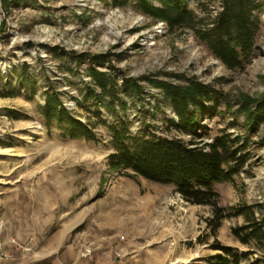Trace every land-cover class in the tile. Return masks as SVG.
<instances>
[{
  "label": "rangeland",
  "instance_id": "1",
  "mask_svg": "<svg viewBox=\"0 0 264 264\" xmlns=\"http://www.w3.org/2000/svg\"><path fill=\"white\" fill-rule=\"evenodd\" d=\"M155 1V0H153ZM254 48L237 69L226 68L188 29L140 13L134 2L114 0H0V264H216L211 244L246 249L231 233L243 216L226 217L212 233L209 205L190 204L172 184L130 177L108 166L117 143L105 125L95 138H72L48 127L42 115L46 92L56 89L82 120L122 119L136 137H192L171 126L176 119L149 75L183 83L196 78L221 91L226 101L203 118L195 141L223 133L245 141L246 163L232 181L213 184L224 209L264 199V121L248 134L236 115V96L264 94V0ZM199 18L212 19L221 0H186ZM117 81L115 110L87 76L91 55ZM124 77L143 86L135 94ZM88 86L97 95L87 96ZM15 87V95L7 96ZM84 102V103H83ZM126 103V107H122ZM85 106H82V105ZM95 105V106H94ZM119 253L120 257L116 254Z\"/></svg>",
  "mask_w": 264,
  "mask_h": 264
},
{
  "label": "trees",
  "instance_id": "2",
  "mask_svg": "<svg viewBox=\"0 0 264 264\" xmlns=\"http://www.w3.org/2000/svg\"><path fill=\"white\" fill-rule=\"evenodd\" d=\"M21 1L2 0V7L8 12L10 4ZM122 1L129 0H114L117 4ZM132 1L140 13L165 22L169 32L192 31L228 69L240 68L244 58L254 48L260 27L256 14L261 7L258 0H221L220 10L209 21L208 18H199L188 8L186 0ZM105 58L106 55L101 54L89 56L92 65L86 73L94 87L99 89L100 97L110 96L106 105L110 110H115L114 95L118 91L116 78L112 73L93 66L104 64ZM142 79L159 89L176 115V119L168 120L169 124L189 134L192 137L190 141L185 142L177 137L132 136L122 119L112 123L104 119L91 123L89 117L82 120L64 105L54 88L46 92L42 115L48 127H57L72 138L94 139L95 125H105L117 143V149L107 156L108 166L113 170H125L122 172L130 177L141 176L149 181L172 184L174 191L188 203L211 206L212 216L207 220V226L212 233H215L223 218L243 216L244 223L233 227L231 233L246 249L215 241L211 244L212 249L218 252L214 255L215 263L264 264V199L254 204L224 209L218 205L219 195L213 188L215 182L232 181L244 166L246 155L243 151L249 135L243 137L242 144H239L240 135L232 137L233 134L224 130L203 145H199L202 141H195L207 128L202 123L203 118L214 114L222 103L231 104L221 91L194 77L185 79L183 83L149 75ZM3 85L10 84L4 83L0 77V88ZM94 87L88 86L87 96L97 95ZM123 87L138 95L144 89L138 79L132 77H124ZM11 88L7 96L15 95L16 88ZM0 96L5 95L0 91ZM236 102V115L243 116V125L248 134L254 133L264 121V94L254 97L239 93ZM121 105L126 107V103Z\"/></svg>",
  "mask_w": 264,
  "mask_h": 264
},
{
  "label": "built area",
  "instance_id": "3",
  "mask_svg": "<svg viewBox=\"0 0 264 264\" xmlns=\"http://www.w3.org/2000/svg\"><path fill=\"white\" fill-rule=\"evenodd\" d=\"M116 256H117V257H120V254H119V253H117V254H116Z\"/></svg>",
  "mask_w": 264,
  "mask_h": 264
}]
</instances>
